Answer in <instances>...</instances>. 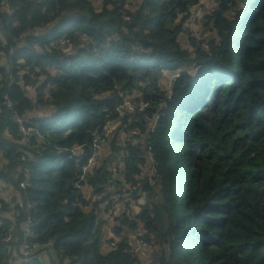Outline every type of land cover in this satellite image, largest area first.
Masks as SVG:
<instances>
[{"label": "trees", "instance_id": "16d2710c", "mask_svg": "<svg viewBox=\"0 0 264 264\" xmlns=\"http://www.w3.org/2000/svg\"><path fill=\"white\" fill-rule=\"evenodd\" d=\"M215 2L197 44L192 0H0V264L21 255L28 214L27 264H144L122 237L138 227L152 264H264V0ZM17 119L38 131L27 143ZM127 186L148 201L112 218L109 250L86 189Z\"/></svg>", "mask_w": 264, "mask_h": 264}, {"label": "crops", "instance_id": "0c3cea01", "mask_svg": "<svg viewBox=\"0 0 264 264\" xmlns=\"http://www.w3.org/2000/svg\"><path fill=\"white\" fill-rule=\"evenodd\" d=\"M90 1L92 2V4L94 5L95 8H98L100 6L101 0H90ZM142 1L143 0H126V3L129 5V7L134 8V7L138 6ZM191 12H192V10H191ZM128 105L129 104H127V106H126L127 109H129ZM129 110H132V109H129ZM43 114H44L43 112H36V113H34V116H40ZM116 128H117V124L109 127V130L107 131L108 132L107 141L102 144V148L100 151L101 155H104L107 153L109 138L112 137ZM121 136H122V134H120V137ZM118 142L120 143L119 140H118ZM1 165H2V163H0V166ZM149 171H150V166L147 165V167L143 170V173L146 174ZM122 181H123V179H121V182ZM1 185H2V190H3L2 197L4 200H6L7 202H17V203L20 202L19 194L16 191H14L13 187L10 184L7 185V184L2 183ZM100 190H102V189H100ZM100 190L97 192L98 194L96 193L98 195L97 199L99 201L100 200L102 201V199H104V201H108L109 204L111 203L110 211L108 212V214L100 213V216H99L101 219H103V221L106 224L105 229H104V232H105L104 237L107 240H112V239L114 240L112 228H113V225L115 222L113 221L112 218L117 216V214L119 212V205L121 203L125 202L127 207L130 206L129 214L131 215L132 218H134L137 215V213L140 212V206H143L144 203L146 202V200L143 202L136 201V200H129L128 194H125L126 190L127 191L130 190L128 186L125 187V191H123V193H124L123 196L122 195L117 196V195H119L118 193L120 192V190H116L113 187L107 188L105 194L104 193L100 194L99 193ZM87 195H89V194L87 193ZM106 196H108V197H106ZM132 233L133 232H128V230H125V233H122L123 234L122 237H126L127 242L130 246L137 248V250L135 251V254L137 257H139V259L141 260L142 263L152 264L153 258H154V250H147V249L137 247L135 242L133 240H130ZM107 245L108 244H103V248L106 249ZM41 258H42V260H44V262H46V261L48 262L49 259L55 258V254H54L52 249L49 250V248H46V249L42 250ZM9 264H24V262H23V259H22L20 254L18 255L17 253L13 252V254L10 257Z\"/></svg>", "mask_w": 264, "mask_h": 264}, {"label": "built area", "instance_id": "2783aa9c", "mask_svg": "<svg viewBox=\"0 0 264 264\" xmlns=\"http://www.w3.org/2000/svg\"><path fill=\"white\" fill-rule=\"evenodd\" d=\"M1 6H4L6 7L4 4H1ZM193 14V13H192ZM185 31L188 30L190 28V24L188 23H185ZM189 36H191V34L188 32H186ZM194 36V35H193ZM192 37V36H191ZM194 38V37H192ZM196 38V36H195ZM66 42H61V45H65ZM178 75H174L173 78H177ZM5 106L8 107V108H11V104L9 102H5ZM127 106V105H126ZM128 108L129 109H132L130 108V106L128 105ZM155 119H153L154 121ZM16 122L20 125V131H21V134H22V139L21 141L24 142V143H27L28 141V137L29 135L32 133V131L38 133L37 129H33V128H24L22 126V123H23V120L21 119H17ZM152 121L151 123H149V126H150V131H152ZM107 129L108 128H105V134L103 137H101L100 135H97L95 137V140H94V144H93V154H92V157L88 160V163L87 165L83 168V170L86 171V169H89L93 163H94V160L95 158L97 157V155H99L100 153V149L102 147V144L105 142V138L107 137ZM138 131L137 130H133L131 132V135L132 136H136L138 135ZM38 135V134H37ZM38 139H42V137L39 135L38 136ZM151 174H154V170L152 168L151 170ZM29 174L28 172L26 171V175L25 177L28 178ZM25 184L24 182H21L19 184V187L20 188H24ZM137 190V186H133L130 188V192H134ZM87 193L89 195H87ZM139 198L137 201H142V200H146V202L148 201L147 200V197H146V194L145 193H140L139 194ZM88 196V197H87ZM86 198L87 200L89 199L90 200V203H94L95 202V199H97V194H93V190H89V189H86ZM28 208H30V205H28ZM90 208L88 206H85L83 208L84 211H88ZM110 211V208H109V202L108 201H104L103 204L101 205V213L102 214H108V212ZM129 214V211L127 210V206H126V203H121L119 205V212L117 214V216H120L121 214ZM31 217L30 215L28 214V216L26 217V221L23 225V228H22V239H23V243L21 245V249H20V253H21V257L23 259V262L24 263H29L32 259V255L34 254L35 250H36V247L34 246H31L29 243H28V239L30 238L31 236V231H30V224H31ZM116 225V223H114V226ZM143 230L141 228H137L131 235V239L130 240H133L135 242V244L137 245V247H140V248H143V249H147V250H154L153 247L149 244H147L146 242L143 241ZM113 236H114V242H111L110 245H109V250H115L116 249V242L120 241L121 240V235L120 236H117V235H114L113 233ZM4 241L6 243L10 242L11 241V235L7 234L4 238ZM137 250V248L133 247V246H130V252L131 253H134L135 254V251Z\"/></svg>", "mask_w": 264, "mask_h": 264}, {"label": "rangeland", "instance_id": "374dc122", "mask_svg": "<svg viewBox=\"0 0 264 264\" xmlns=\"http://www.w3.org/2000/svg\"><path fill=\"white\" fill-rule=\"evenodd\" d=\"M192 1H194L196 4H195V7L192 9V12H191V15L188 21V23L190 24V28L186 30V32L189 31L191 36L194 38L196 36L194 40L195 43L197 44L205 43V38L207 37V34H208V32H206L205 30V24H206V21H205L206 14L205 13L212 10L215 7L216 2L215 0H192ZM186 32L185 34H187ZM235 40H236V37L234 38V41ZM235 45H236V42L233 43V48L236 50ZM235 56L237 57V54H235ZM132 99H135V98L133 97ZM108 130L109 128L107 129V131ZM143 201L145 200H142L141 202Z\"/></svg>", "mask_w": 264, "mask_h": 264}, {"label": "water", "instance_id": "95a60500", "mask_svg": "<svg viewBox=\"0 0 264 264\" xmlns=\"http://www.w3.org/2000/svg\"><path fill=\"white\" fill-rule=\"evenodd\" d=\"M103 188V187H102ZM102 188H99V187H96L94 190H93V194H96L100 189Z\"/></svg>", "mask_w": 264, "mask_h": 264}]
</instances>
